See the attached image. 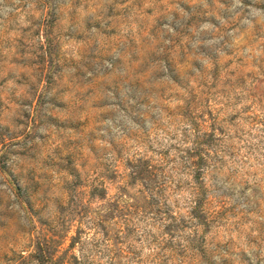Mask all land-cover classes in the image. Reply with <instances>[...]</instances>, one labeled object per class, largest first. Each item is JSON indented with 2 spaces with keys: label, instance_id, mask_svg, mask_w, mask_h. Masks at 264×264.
<instances>
[{
  "label": "rangeland",
  "instance_id": "rangeland-1",
  "mask_svg": "<svg viewBox=\"0 0 264 264\" xmlns=\"http://www.w3.org/2000/svg\"><path fill=\"white\" fill-rule=\"evenodd\" d=\"M0 264H264V0H0Z\"/></svg>",
  "mask_w": 264,
  "mask_h": 264
}]
</instances>
